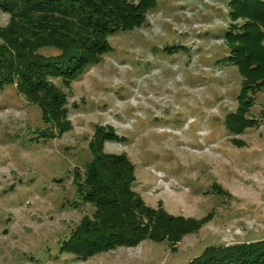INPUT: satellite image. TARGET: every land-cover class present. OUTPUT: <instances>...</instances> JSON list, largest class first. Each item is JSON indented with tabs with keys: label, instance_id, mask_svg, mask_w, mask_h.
Segmentation results:
<instances>
[{
	"label": "rangeland",
	"instance_id": "374dc122",
	"mask_svg": "<svg viewBox=\"0 0 264 264\" xmlns=\"http://www.w3.org/2000/svg\"><path fill=\"white\" fill-rule=\"evenodd\" d=\"M229 1L157 0L148 24L109 37L114 50L101 63L70 87L55 79L68 96L64 135L37 140L47 126L40 106L15 85L0 90V264H185L208 245L264 238V91L251 110L256 127L234 135L225 124L242 87L237 66L221 62L230 50ZM8 21L0 9V24ZM98 125L122 135L105 150L132 159L133 189L148 205L186 218L210 214L176 249L148 239L87 260L60 251L62 237L94 212L68 201L78 196L75 170L92 160Z\"/></svg>",
	"mask_w": 264,
	"mask_h": 264
},
{
	"label": "trees",
	"instance_id": "16d2710c",
	"mask_svg": "<svg viewBox=\"0 0 264 264\" xmlns=\"http://www.w3.org/2000/svg\"><path fill=\"white\" fill-rule=\"evenodd\" d=\"M229 2L232 23L224 38L230 50L221 62L237 66L242 87L238 106L226 115L225 124L230 133L240 135L259 122L251 110L257 92L264 91V0ZM157 6V0H0V9L9 14L8 23L0 24V90L15 85L29 102L40 106L47 126L36 129L37 140L56 138L72 128L67 92L54 80L70 87L91 64L101 63L104 54L114 50L110 36L148 24V13ZM49 48L58 52L45 53ZM96 131L89 142L92 160L84 171L75 170L78 196L68 201L76 208L89 203L94 212L82 216L62 237L61 252L87 260L148 239L168 240L175 248L210 219V214L186 218L172 215L162 205H148L133 189L132 159L105 150L107 140L121 141L122 135L108 125H98ZM215 188L229 195L221 185ZM185 264H264V238L208 245Z\"/></svg>",
	"mask_w": 264,
	"mask_h": 264
}]
</instances>
